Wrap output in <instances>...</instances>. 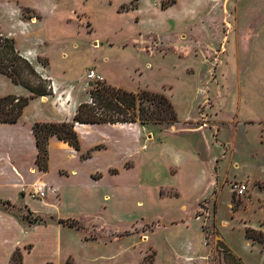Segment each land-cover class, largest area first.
I'll use <instances>...</instances> for the list:
<instances>
[{
	"label": "rangeland",
	"instance_id": "374dc122",
	"mask_svg": "<svg viewBox=\"0 0 264 264\" xmlns=\"http://www.w3.org/2000/svg\"><path fill=\"white\" fill-rule=\"evenodd\" d=\"M21 17L32 25L20 28ZM65 17L75 42L67 62L77 77L88 70L84 102L97 84L88 73L102 74L95 62L107 77L99 83L164 93L178 116L138 123L157 160L141 184L125 178L120 203L62 211L80 219L63 234L68 262L264 264V244L246 234L264 233V0H0V25L22 46L46 37L44 20Z\"/></svg>",
	"mask_w": 264,
	"mask_h": 264
},
{
	"label": "crops",
	"instance_id": "0c3cea01",
	"mask_svg": "<svg viewBox=\"0 0 264 264\" xmlns=\"http://www.w3.org/2000/svg\"><path fill=\"white\" fill-rule=\"evenodd\" d=\"M42 18L33 24H41ZM60 23H65V27L61 29ZM17 24L23 29L32 25L22 17ZM42 24L46 37L24 46L18 44L14 32H6L0 25V35L14 40L17 53L30 62L46 84L53 80L56 85L53 93L39 96L0 73L11 80L6 79V87L0 88V96L11 94L30 98L18 121L0 122V264H11L16 250L21 251L23 264H58L53 260L57 257L62 260L65 255L66 264H71L68 258L73 256L63 251L66 247L63 234L76 228L59 220L80 219L64 217L62 211L87 210L95 206L107 209L111 201L120 203L116 198L122 193V186H126L125 178L133 177L135 185L141 184L144 167L149 166L148 159L153 156L152 163L157 160V150L144 147L146 126L121 122H76L80 147L75 148L57 135L51 136L48 141V170L40 168L33 125L36 122L72 120L85 99L88 71L77 77L67 62L72 54L70 48L75 43L72 29L67 27V18L50 25L44 20ZM66 39L69 42L64 43ZM55 41L62 47L52 51L50 42ZM93 63L90 66L107 80L103 67ZM39 182L46 185V196L42 199L33 197L31 193ZM135 203L142 204L143 199H135ZM4 205L23 210L16 214ZM34 218L51 220L30 221ZM84 240L88 241L87 238ZM89 262L107 264L105 257H93L87 264Z\"/></svg>",
	"mask_w": 264,
	"mask_h": 264
},
{
	"label": "trees",
	"instance_id": "16d2710c",
	"mask_svg": "<svg viewBox=\"0 0 264 264\" xmlns=\"http://www.w3.org/2000/svg\"><path fill=\"white\" fill-rule=\"evenodd\" d=\"M0 73L9 76L15 83L28 87L36 95H48L52 91L30 62L17 53L14 40L9 37H0ZM26 73L30 77H25ZM31 75L38 77L39 82L33 83ZM90 97L89 102H82L78 106L77 113L70 121L34 123L33 130L39 147L37 163L41 169L48 170V141L51 136L57 135L75 148L80 147L75 130L76 122L172 124L178 121L175 106L164 93L150 90L135 92L111 84L97 83L90 90ZM29 100V97L11 94L0 96V122L18 121ZM3 202L11 204L10 201ZM40 220L41 218L30 219L32 222ZM59 222L78 228L77 220L74 219H60ZM246 234L247 237L264 244L263 232L248 228ZM11 260V264H23L21 251L16 250Z\"/></svg>",
	"mask_w": 264,
	"mask_h": 264
},
{
	"label": "built area",
	"instance_id": "2783aa9c",
	"mask_svg": "<svg viewBox=\"0 0 264 264\" xmlns=\"http://www.w3.org/2000/svg\"><path fill=\"white\" fill-rule=\"evenodd\" d=\"M88 79L94 81L95 83L103 82L105 80L102 74L97 73L95 70H91L88 75ZM49 89L56 91V85L53 80L48 84ZM235 191L238 196H243L248 192V185L245 183H238L236 185ZM32 196L36 198H44L46 196V185L39 182L37 183L31 191Z\"/></svg>",
	"mask_w": 264,
	"mask_h": 264
}]
</instances>
